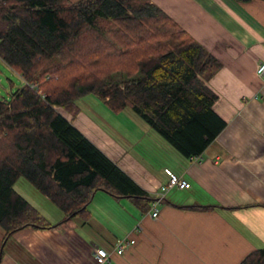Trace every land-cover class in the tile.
Here are the masks:
<instances>
[{
  "label": "trees",
  "instance_id": "obj_1",
  "mask_svg": "<svg viewBox=\"0 0 264 264\" xmlns=\"http://www.w3.org/2000/svg\"><path fill=\"white\" fill-rule=\"evenodd\" d=\"M0 60L23 81L0 99L2 247L21 229L58 226L15 190L19 179L62 222L88 218L99 191L154 200L58 109L74 119L89 95L113 112L129 107L187 158L225 127L207 84L220 61L150 0H0ZM240 264H264V248Z\"/></svg>",
  "mask_w": 264,
  "mask_h": 264
},
{
  "label": "crops",
  "instance_id": "obj_2",
  "mask_svg": "<svg viewBox=\"0 0 264 264\" xmlns=\"http://www.w3.org/2000/svg\"><path fill=\"white\" fill-rule=\"evenodd\" d=\"M150 1L220 61L207 84L218 95L213 108L225 127L201 155L174 153L163 171L145 168L93 131L98 142L89 139L154 200L99 191L87 206L88 218L62 222L61 210L32 185L16 189L17 180L21 197L58 226L21 229L3 247L0 226V264H95V248L111 253L123 239L135 243L106 264H240L264 248V82L255 73L264 62V0ZM95 128L82 125L80 131L89 135ZM168 172L190 187L168 190L154 219L151 207Z\"/></svg>",
  "mask_w": 264,
  "mask_h": 264
},
{
  "label": "rangeland",
  "instance_id": "obj_3",
  "mask_svg": "<svg viewBox=\"0 0 264 264\" xmlns=\"http://www.w3.org/2000/svg\"><path fill=\"white\" fill-rule=\"evenodd\" d=\"M115 76L117 79L121 77L120 74ZM22 84L20 76L0 60V99H9ZM76 103L80 111L74 119L63 110L58 109V111L72 120L82 132L84 131L81 129L82 125L88 127L92 125L94 128L96 126L95 129H91V134L84 132L92 141L98 142L99 139V135H93V131H100L103 137H109L123 151L126 150L129 155L136 157L145 168L153 165L163 171L173 165L172 155L178 152L129 107L113 112L99 99L90 95L79 99ZM18 181L17 184L15 183L16 189L21 188L19 185L31 187V184L24 179Z\"/></svg>",
  "mask_w": 264,
  "mask_h": 264
},
{
  "label": "built area",
  "instance_id": "obj_4",
  "mask_svg": "<svg viewBox=\"0 0 264 264\" xmlns=\"http://www.w3.org/2000/svg\"><path fill=\"white\" fill-rule=\"evenodd\" d=\"M255 73L257 77L264 82V62H259L257 64V66L255 67ZM167 176H168L167 183L164 186H161L160 193L157 194L155 199L156 202L153 203L151 207V217L154 219L158 215L156 204L165 198V195L168 192V190L170 189L185 190V189H189L190 187V184L186 180L177 177V175H175L172 172H168ZM134 243H135L134 240H130V239L120 240L115 244L111 253L103 249L102 247L95 248L93 251L94 252L93 260L95 264H106L110 261L111 256L113 254L122 255L125 252V250L133 246Z\"/></svg>",
  "mask_w": 264,
  "mask_h": 264
}]
</instances>
